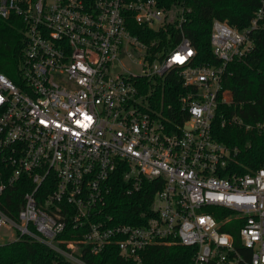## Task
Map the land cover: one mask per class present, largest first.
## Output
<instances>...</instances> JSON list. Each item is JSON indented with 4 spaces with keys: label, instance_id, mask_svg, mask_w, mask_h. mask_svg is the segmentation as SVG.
Wrapping results in <instances>:
<instances>
[{
    "label": "built area",
    "instance_id": "2783aa9c",
    "mask_svg": "<svg viewBox=\"0 0 264 264\" xmlns=\"http://www.w3.org/2000/svg\"><path fill=\"white\" fill-rule=\"evenodd\" d=\"M173 9L157 0H0V19L22 16L26 38L21 82L0 72V246L26 238L89 264L88 254L113 245L140 263L151 245L177 240L195 247L187 264H264V164L230 172L237 149L212 135L217 103L229 101L226 65L250 53L249 31L263 8L245 31L212 21L218 64L194 63L196 49L182 29L189 9ZM129 21L154 30L173 25L179 40L159 49V39H142ZM173 73L186 89L181 112H148L136 80ZM221 123L244 125L237 116ZM118 170L128 195L145 179L161 185L143 223L103 214ZM16 187L24 192L14 214L5 192ZM216 207L227 210L220 221ZM67 230L68 240L60 237Z\"/></svg>",
    "mask_w": 264,
    "mask_h": 264
},
{
    "label": "trees",
    "instance_id": "16d2710c",
    "mask_svg": "<svg viewBox=\"0 0 264 264\" xmlns=\"http://www.w3.org/2000/svg\"><path fill=\"white\" fill-rule=\"evenodd\" d=\"M160 7L171 10L174 7L189 9L185 14L187 21L182 29L196 49V64H218L210 45L211 25L214 19L226 22L239 31L251 26L256 12L263 8V16L254 29L249 31L253 47L244 58L234 59L226 65L222 81L223 89L228 91L229 101H218L212 124L213 137L237 153L229 161L230 172L245 174L264 164V129L257 130V124L264 122V6L262 0H157ZM132 33L139 34L144 40L159 39V49L173 47L179 40V33L173 25L166 30H154L142 27L133 21L128 22ZM169 35V37H168ZM25 23L22 16L12 13L8 18L0 19V72L14 82L20 83V69L25 46ZM140 93L147 102L144 108L148 112L174 117L181 112L179 97L186 89L175 73L165 77H143L136 80ZM240 117L243 126L225 123L224 118ZM181 120V119H180ZM251 125L246 129L245 125ZM115 187L107 194L103 208L104 215L112 216L117 223H143L149 216L148 210L153 193L160 186L157 179H145L140 192L126 194V183L120 170L115 172ZM161 181V180H160ZM24 189L14 188L5 192L7 199L14 204V214L19 207ZM217 220L223 208H212ZM229 213V212H228ZM238 223H234L237 228ZM223 226L221 230L237 236L236 229ZM71 239L72 231L67 230L61 236ZM236 247L238 244L236 243ZM195 252V247L160 242L148 247L140 263L124 259L116 246L107 245L100 253L88 254L89 264H187ZM0 264H72L48 246L26 238L7 242L0 246Z\"/></svg>",
    "mask_w": 264,
    "mask_h": 264
},
{
    "label": "rangeland",
    "instance_id": "374dc122",
    "mask_svg": "<svg viewBox=\"0 0 264 264\" xmlns=\"http://www.w3.org/2000/svg\"><path fill=\"white\" fill-rule=\"evenodd\" d=\"M173 10H174V9H173ZM173 10L169 13V15H171L172 12H174ZM121 60H122V63H123L127 68L131 69L133 72H137V71H138L137 65H135L131 60H129V59H127V58H122ZM115 64H116V68H115V70H116V71L120 70V67H118V66H119L118 63H115Z\"/></svg>",
    "mask_w": 264,
    "mask_h": 264
}]
</instances>
